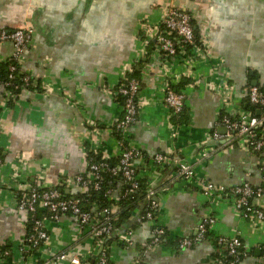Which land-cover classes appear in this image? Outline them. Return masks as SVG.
<instances>
[{"label":"crops","instance_id":"obj_1","mask_svg":"<svg viewBox=\"0 0 264 264\" xmlns=\"http://www.w3.org/2000/svg\"><path fill=\"white\" fill-rule=\"evenodd\" d=\"M170 5L186 9L195 32L209 44L208 58L195 57L189 70L178 55L165 57L153 37L145 42L148 27L160 25ZM22 26L30 36L20 66L39 88H22L8 100L0 87V243L9 245L14 262L26 232L15 181L26 186L40 179L64 195L84 191L61 179L85 171L87 149L97 148L102 158L117 156L111 127L123 108L114 88L122 76L133 75L140 104L127 142L139 151L140 174L149 176L155 192L153 220L136 221L134 214L130 243L103 245L74 215L61 213L44 220L48 239L29 261L62 252L55 264H69L72 254L91 264L105 249L107 264H205L221 249L215 237L237 235L247 251L239 264H264V218L241 216L230 198L204 194L195 178H179L173 169L183 160L196 177L264 183V152L256 157L237 144L217 147L220 140L211 137L212 130L223 131L216 124L222 100L207 85L210 79L232 85L226 109L234 114L247 104L244 88L264 82V0H0V27ZM11 51L10 42L0 43V57ZM168 75L183 94L177 116L163 101ZM156 152L168 157L169 168L160 170L163 164L152 158ZM120 188L118 180L111 194ZM256 202L264 208V198ZM207 215L213 222L205 236L178 248L176 240L193 237ZM152 223L164 234L143 251Z\"/></svg>","mask_w":264,"mask_h":264},{"label":"built area","instance_id":"obj_2","mask_svg":"<svg viewBox=\"0 0 264 264\" xmlns=\"http://www.w3.org/2000/svg\"><path fill=\"white\" fill-rule=\"evenodd\" d=\"M148 35V38H145V42L153 37L154 42L165 57L178 55L184 66L183 70L190 69L195 57L202 60L208 58L209 44L202 35H195L191 15L182 7L168 6L160 19V25L148 27ZM29 36L30 28L27 26L0 27V43L8 41L12 46L11 53L4 58L0 57V59L11 58L16 64L20 65ZM187 44L191 45L189 49H185ZM8 68L11 71L14 69V65L11 64ZM21 70L23 71L21 89L25 88L24 85L28 82H32L35 85V80L32 79L29 72L22 68ZM8 77H11V73L8 74ZM166 77L167 80L163 86V101L172 114H175L182 107L183 94L182 91L175 90L172 87L169 75ZM5 83L8 82L6 81ZM3 85L0 81V87L3 89L6 98H12L13 95L4 89ZM207 85L211 90L217 91L221 95L222 100V107L217 113L216 124L221 126L223 131H211L213 139L222 140L217 147L237 144L248 149L256 157L261 155L264 152V82L260 83V85L251 84L244 88L245 99L249 104L255 106L256 112L242 108L234 114L226 109L232 101V85L224 80L215 81L211 79L208 80ZM16 86L14 84V87ZM46 87L47 84H44L42 90ZM138 87V79L135 76H122L114 88V93L123 98V109L121 115L112 124L115 130L120 131L121 137L116 138V146L118 148L117 163L111 166L110 170L112 173L119 172L124 180L129 181L130 188L128 190H132L136 186V181L132 177L134 161L139 157V151L129 146L127 142V131L135 121L140 104L137 97ZM31 89L37 90L38 88L33 87ZM87 150L95 152L98 149L90 148ZM205 154V151L202 152V155ZM152 158L160 166L168 162V157L161 152L154 153ZM104 165V160L90 161L86 155L85 171L75 174L72 178H62L61 180L66 183L72 180L86 188L92 179L91 185L93 188H97L99 186V171L104 168ZM12 175L14 176L15 173ZM175 175L188 180L195 178L201 191L206 195H214L217 198H230L232 205L240 212L241 216H251L257 219L264 218V208L256 202V199L264 198V183L252 184L247 180H243L224 184L204 177H196L192 165L183 160L176 162ZM15 182L16 206L26 214V232L17 246L19 261L14 262L10 249L2 248L0 249V264H32L28 257L33 254L40 244L45 243L48 239L44 220L55 219L61 213L74 215L78 220L79 226H88L90 235L96 240H101L103 235L111 232L112 226L107 221V215L114 210L115 205L113 207L111 205L102 207L100 213L105 216L106 221L97 220L89 211L81 208L80 198L76 195H64L56 187L44 185L40 179L26 186L20 181ZM111 193L110 189L104 191V194L108 196H111ZM145 194V209L142 214L135 215L134 219L136 221L152 220L153 212L157 208L154 190L149 186ZM212 222V216H203L196 224L195 235L193 237L178 238L176 246L178 248L185 247L203 238L208 225ZM131 232V229H125L119 237L129 244ZM163 234V227L152 223L149 238L144 242L142 250L144 251L157 244ZM215 242L221 245L222 251L217 249L218 256L209 258L205 264H239L242 257L246 255V248L237 235L217 236L215 237ZM262 251L264 253V246H262ZM63 256L62 252H58L36 264H55V261L63 258ZM83 259V255L72 254L69 257V264H83ZM95 259L98 264H103L106 261V255L103 251H100Z\"/></svg>","mask_w":264,"mask_h":264},{"label":"trees","instance_id":"obj_3","mask_svg":"<svg viewBox=\"0 0 264 264\" xmlns=\"http://www.w3.org/2000/svg\"><path fill=\"white\" fill-rule=\"evenodd\" d=\"M194 30V28H193ZM195 35H197V32H195ZM191 45L187 44L185 46V49H189ZM13 64L14 69L9 70V65ZM11 73V77H8V74ZM22 75L23 71L21 70V66L19 64H16V62L11 58H5L0 59V81L4 84V89L8 90L10 94H12V98L17 95V93L20 91L23 81H22ZM133 76V75H131ZM8 83H5V82ZM181 81V80H180ZM179 81V82H180ZM178 82V83H179ZM14 84L17 86L14 87ZM178 84L172 85V87L175 90V87H177ZM257 85H260L257 83ZM25 88H39L38 81H35V85L32 84V82H28L26 85H24ZM121 102L123 101V98L119 95H116ZM8 100L11 99L7 98ZM12 100V99H11ZM245 109H250L253 112H256L255 106L247 104L244 107ZM182 107L180 110L173 114L174 116L179 115L181 112ZM111 133L114 135L115 138L121 137L120 131L115 130L113 126L111 127ZM86 155L90 159V161H99L104 160L105 165L104 168H102L99 171V186L97 188H93L91 185L92 179L90 183L87 185L84 191H80L76 194L77 197L80 198V205L81 208L89 211L93 217H95L97 220H104L106 221L105 216L102 214L100 215V210L102 207L110 206L113 207L115 205L114 210L107 215V221L111 224L112 230L109 234L103 235L100 242L105 245L106 243H109L111 241L115 242L116 244H127V242L119 237L121 233L125 229H132L135 222L132 220L133 215L142 214L145 209V203H146V190L149 187V176L147 174H140V160L134 161V168H133V177L132 179L136 181V186L132 188V190H128L130 188L129 181H126L123 179L121 174L119 172L112 173L110 168L111 166L116 165L117 163V156L108 158H102L100 155V151L97 150L93 152L92 150H86ZM140 156V155H139ZM158 165V164H157ZM170 164H163V166L160 168V170L169 168ZM175 169V166L174 168ZM120 180L121 181V188L120 190L113 196H108L104 194V191L106 189L113 190V186L115 183ZM155 193V192H154ZM155 212V211H154ZM154 212L152 217H154ZM135 218V217H134ZM153 220V218H152ZM109 235L106 239V236ZM163 236V235H162ZM217 246L219 245L216 243ZM221 246V245H219ZM2 248H8L10 249L8 244H1L0 243V249ZM105 253V249L101 250ZM222 251V249H221ZM85 261L87 258H84ZM89 260V259H88ZM141 264L140 262H137V264ZM91 264H98L96 262V259L92 261ZM103 264H107V259Z\"/></svg>","mask_w":264,"mask_h":264},{"label":"water","instance_id":"obj_4","mask_svg":"<svg viewBox=\"0 0 264 264\" xmlns=\"http://www.w3.org/2000/svg\"><path fill=\"white\" fill-rule=\"evenodd\" d=\"M256 82L255 81H251V84H255ZM222 130H223V128H222ZM221 142H222V140H220Z\"/></svg>","mask_w":264,"mask_h":264}]
</instances>
